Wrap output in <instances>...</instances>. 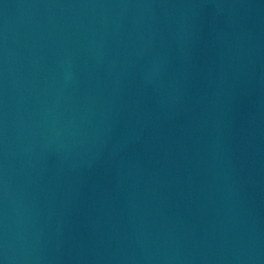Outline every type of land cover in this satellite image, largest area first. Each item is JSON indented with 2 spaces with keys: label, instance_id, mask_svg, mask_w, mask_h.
<instances>
[{
  "label": "water",
  "instance_id": "obj_1",
  "mask_svg": "<svg viewBox=\"0 0 264 264\" xmlns=\"http://www.w3.org/2000/svg\"><path fill=\"white\" fill-rule=\"evenodd\" d=\"M0 264H264V0H0Z\"/></svg>",
  "mask_w": 264,
  "mask_h": 264
}]
</instances>
